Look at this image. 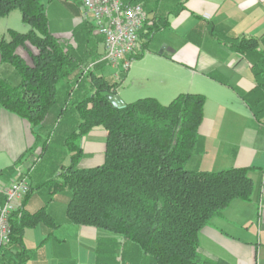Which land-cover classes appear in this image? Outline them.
<instances>
[{
  "label": "trees",
  "instance_id": "16d2710c",
  "mask_svg": "<svg viewBox=\"0 0 264 264\" xmlns=\"http://www.w3.org/2000/svg\"><path fill=\"white\" fill-rule=\"evenodd\" d=\"M50 1L0 0V17L17 9L28 28L7 29L0 36V106L29 123L40 148L29 161L19 158L4 171L7 179L0 180H11L20 168L33 178L31 191L44 186L51 196L65 193L68 223L112 235L99 239L97 264H111L104 255L119 243L128 246L122 264H229L200 255L199 232L232 200H251L256 187L249 168L203 171L190 166L204 153L199 127L205 96L182 92L167 104L143 97L113 107L107 95H117L127 69L122 67L115 82L96 73L108 66H89L102 54L97 50L102 37L84 20L67 37L53 34L46 13ZM123 1L141 4L146 13L140 33L147 36L145 43L139 54L128 56L140 59L151 36L178 13L180 0ZM231 49L251 60L255 75L264 69V35L233 38ZM207 75L218 79L213 72ZM94 127L105 131L103 162L80 167L82 139ZM57 129L62 134L59 151L69 162L55 167L49 162L38 170L55 149L52 133ZM35 172L40 176L34 184ZM48 216L46 206L33 213L21 208L11 219V243L0 264H22L23 230L46 223Z\"/></svg>",
  "mask_w": 264,
  "mask_h": 264
},
{
  "label": "crops",
  "instance_id": "0c3cea01",
  "mask_svg": "<svg viewBox=\"0 0 264 264\" xmlns=\"http://www.w3.org/2000/svg\"><path fill=\"white\" fill-rule=\"evenodd\" d=\"M180 4L159 37L162 53L149 49V41L140 59L126 57L125 79L131 86L152 84L155 93L146 97L155 96L162 104L182 92L205 96L199 127L204 153L190 166L198 165L203 171L249 168L256 189L251 200H232L220 216L200 230L199 253L229 264H264V69L255 75L251 60L231 49L233 38L264 35V0H180ZM12 13L3 18L16 22ZM205 13L209 19L203 17ZM70 20L73 27L80 23L76 14ZM7 29L26 32L28 28L7 23L0 36ZM51 32L67 37L70 29ZM97 50L102 53V43ZM111 69L105 66L95 72L110 75ZM81 147L80 167L100 165L105 131L94 127L82 139ZM37 149L29 123L0 106V177L7 179L4 171L21 157L29 161ZM68 162L66 158L65 164ZM67 199L65 193L51 196L44 186L30 192L22 204L23 211L33 213L46 206L49 221L23 230L22 264H97L99 239L112 235L96 227L68 223Z\"/></svg>",
  "mask_w": 264,
  "mask_h": 264
},
{
  "label": "built area",
  "instance_id": "2783aa9c",
  "mask_svg": "<svg viewBox=\"0 0 264 264\" xmlns=\"http://www.w3.org/2000/svg\"><path fill=\"white\" fill-rule=\"evenodd\" d=\"M203 17L210 18L207 13ZM80 20L87 21L94 32L102 37V54L89 66L105 62L115 69L124 58L138 50L146 13L141 4H130L123 0H81ZM114 75L117 77L118 74ZM33 169L34 166H31L30 174ZM31 187V175L20 168L11 180H0V255L10 247L11 219L22 208Z\"/></svg>",
  "mask_w": 264,
  "mask_h": 264
},
{
  "label": "rangeland",
  "instance_id": "374dc122",
  "mask_svg": "<svg viewBox=\"0 0 264 264\" xmlns=\"http://www.w3.org/2000/svg\"><path fill=\"white\" fill-rule=\"evenodd\" d=\"M45 3L47 2V0H44ZM80 0H51L50 2L47 3V7H46V13H47V17H48V22H49V26L51 31H55V30H66V29H70L74 30L75 26L73 27L70 23H72V21L70 19H72V17L76 14L77 12V8L79 6ZM81 6V4H80ZM13 14H16V22L13 21V19L11 17H9V19H5L3 17H0V31H2L3 27L8 23V25H10V27H21L24 26L22 25L23 23L21 22V16H20V12L19 10H14L13 13L10 16H13ZM77 17V16H76ZM144 33V30H142ZM162 31H156L152 36H151V40H150V44L147 45V47L151 50L154 51H159V49L162 47L163 44H161V46L158 48V44H159V37L162 34ZM154 36V37H153ZM146 35L145 37L140 35V40H139V48L138 50L135 52L136 54H139L141 51V46L145 43L146 40ZM144 53H146V51H144ZM171 53V52H170ZM126 58H124L125 60ZM123 67V61L120 62V66H118V68L115 69H111V74H107L106 77L107 79H109V81L111 82H115V81H119L120 80V73ZM114 73H117V77L114 75ZM126 78V77H125ZM130 80L129 79H124V81L121 83V87L119 88V98L124 102H132L138 98H143L146 96H150L153 95L152 93H155L154 90L152 89L153 85L148 83L146 84H134V85H130L129 84ZM148 86V87H147ZM139 91V92H138ZM118 95V94H117ZM155 97V96H154ZM62 137L61 134V130L57 129L54 130L52 133V143L54 146V151H52L50 154L48 155L50 158H47L48 161L46 162H41L40 165L38 166V170H42L44 168H48V164L49 162L51 163V166L55 167L56 165L60 166V163L63 162V164H65V157L63 156L62 153H60L59 151V145L57 141H60ZM36 154L39 153L40 148L35 150ZM35 154V155H36ZM189 167V165H188ZM48 172H45V175H47ZM40 176V173L35 172L34 174V184L36 182V178ZM33 181V178H32ZM45 190L47 191L48 189L45 188ZM61 198V197H59ZM119 241V240H118ZM127 245L123 246L121 243H119L115 249L112 247L111 250L104 255V257L108 258V261L111 262V264H114L112 262H114V259L117 261V264H122L121 262V257H122V251L123 249H127ZM126 251V250H125ZM125 253V252H124ZM124 258H125V254H124Z\"/></svg>",
  "mask_w": 264,
  "mask_h": 264
},
{
  "label": "water",
  "instance_id": "95a60500",
  "mask_svg": "<svg viewBox=\"0 0 264 264\" xmlns=\"http://www.w3.org/2000/svg\"><path fill=\"white\" fill-rule=\"evenodd\" d=\"M162 51H163V46L159 49L158 52L162 53ZM170 51H172V50H170ZM107 99L109 100V102L111 103V105L113 107H122L124 105V102L119 98L118 95L113 96V95L109 94V95H107Z\"/></svg>",
  "mask_w": 264,
  "mask_h": 264
}]
</instances>
